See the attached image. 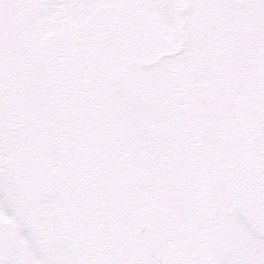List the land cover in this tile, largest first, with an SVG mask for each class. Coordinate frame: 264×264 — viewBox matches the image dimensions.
Here are the masks:
<instances>
[{"label": "flooded vegetation", "instance_id": "flooded-vegetation-1", "mask_svg": "<svg viewBox=\"0 0 264 264\" xmlns=\"http://www.w3.org/2000/svg\"><path fill=\"white\" fill-rule=\"evenodd\" d=\"M45 6H50L47 0ZM157 14V27L155 30V43L157 58L159 59V74L167 68L171 73L178 74V57L188 51L191 59L199 54L198 59L205 57L206 49L200 47V43L195 42L192 32L186 33L184 27L186 21L183 18L181 28L178 24H174L177 20L178 0H155ZM150 4V0H68L56 2L54 5L63 13L70 12L73 14L72 19L63 20L60 23L57 37L58 44L74 43L77 45L76 53L79 56L96 58L106 52L127 51L129 46L124 41H129L131 37V29L138 27L144 29L146 20L140 9ZM229 4L233 9L239 10L240 13L235 15L237 19L228 20L236 28L235 42L240 44L241 53L246 57V65L250 74V83L245 85L243 90L234 93L226 86L220 88H208L205 90V101L215 119L218 121V132L220 135L218 151L221 152V159L217 171L219 178L225 179L233 173L235 187L232 189L236 193L237 205L236 211L247 226L238 231L235 236L233 247L236 248L233 257L227 252L224 243L227 237L223 235L217 226L222 225L221 218L216 220L212 205L208 214L199 211L196 206L192 227L187 232V236L183 243H177V247L181 252V264H264V88H262L256 73V68L252 67L258 64L260 56L264 55V0H227L225 5ZM33 9V5L25 0H0V15L8 10L11 11L13 27L10 31L13 37V54L18 59L19 54L23 55L25 49L24 38L31 34V25L29 13ZM183 17V16H182ZM3 18V17H2ZM162 18L169 20L174 26L164 29ZM158 19L160 26L158 27ZM3 19H0V22ZM201 26V31L205 37L215 38L225 32L221 29L218 21L215 20L216 26ZM215 27V28H214ZM9 32L8 29L4 30ZM115 38L120 43L113 47H108L110 39ZM181 39V42L179 40ZM203 56V57H202ZM165 59V61H164ZM94 65V69H97ZM20 67L17 65L16 69ZM254 72V73H253ZM179 76V74H178ZM179 81V79H177ZM241 87V86H240ZM172 96V90L167 89V93L160 91V102L163 103L164 97ZM218 97V105L209 108V104L214 102L213 97ZM177 101L171 99L167 102L169 107H174ZM238 115L240 119L234 120ZM162 129V125H160ZM194 131V127L190 129ZM187 132L186 146L191 154L195 155V148L191 137L194 134ZM251 149L253 160L257 167L258 177L250 180L241 161V153L246 149ZM192 157V159H193ZM194 164V165H193ZM192 161L188 164L190 174L184 179L185 187L191 188L190 201L198 202L201 194H212L210 182L205 177L202 180L205 185L200 182L202 177L201 163L196 158V162ZM240 165V166H239ZM12 176L16 177L19 182L21 193L23 192V174L15 167ZM232 177V176H231ZM200 186V193L195 190V186ZM205 197H208L206 195ZM27 203L34 200L31 196H26ZM29 212H24L26 220L29 219ZM220 220V223H218ZM219 224V225H218ZM28 232H33L34 228H27ZM45 242V233L42 229H38ZM44 245V244H43ZM129 247V246H128ZM46 252L42 255L49 258L50 244H46ZM0 250L3 259L7 264H26L27 258L32 260L30 254L24 252V245L16 243V234L14 231H7L0 237ZM129 251V250H128ZM127 251V252H128ZM64 254L61 253L60 256ZM102 254L98 255V264H108L102 259ZM124 259L123 255H119L109 264H117ZM19 262V263H18ZM49 260L46 261V264ZM43 264H45L43 262ZM82 264H96V261L88 262L84 260Z\"/></svg>", "mask_w": 264, "mask_h": 264}, {"label": "rangeland", "instance_id": "rangeland-1", "mask_svg": "<svg viewBox=\"0 0 264 264\" xmlns=\"http://www.w3.org/2000/svg\"><path fill=\"white\" fill-rule=\"evenodd\" d=\"M153 12L150 13V15H152ZM35 16V22L37 23L36 26H40L41 29L43 30V34H46L47 28L49 27L50 21L49 18L47 19L44 16V13H40V12H35L34 13ZM152 35L150 36V38L147 41H141V44L143 43L142 46V51L139 52L137 51V53H132L135 55H132L130 60L132 61L133 59L140 62V63H144V64H149L150 62H153L155 60V55H154V46H153V38H151ZM211 61V60H210ZM219 62V61H218ZM214 61H212V66L214 67ZM212 66H210L209 68H211ZM48 72V71H45ZM50 73V72H49ZM62 73L61 75V70L58 73H55L56 75L53 76L52 74H46L45 76V82H44V95H45V105L42 107V110L45 111V113L53 118L54 120L58 118V116H61V108H60V103H59V98H58V93H59V87L61 85V81L66 78V82L62 81L66 84H70V86H66V90L68 91V95H72V99H74V94H75V81H76V76L74 74V72L72 73ZM138 74V75H135ZM210 73H212V68L210 70ZM139 74H141L140 77H135V76H139ZM132 77L134 78H141V82H144L143 79H145V81L148 83H151L149 81H151V78L154 75V69L153 68H147V69H143L142 71L139 70V72L136 71V69H133L131 71L130 74ZM103 81L105 82V80L103 79ZM204 79H200L195 81L193 84H201L204 83L203 82ZM60 82V84H58ZM115 97V98H114ZM112 98H110L109 100L111 101L110 105L115 106L118 105L123 99H125L122 96H114ZM114 98V99H113ZM67 107L66 109V114L69 115V111L72 110H80L79 107H74V103L72 105H69L68 100L66 103ZM2 113V115H1ZM3 120V111L2 108H0V135H1V121ZM56 120L53 121L52 119H50V121L48 123L45 124V129L48 132L51 133H58L59 132V128L56 126ZM103 129V128H101ZM8 136V135H7ZM11 137V136H10ZM5 143L0 145V165L3 167V165L6 162H10L12 159V146L10 143V138L9 137H5ZM69 186H71V184H68ZM6 188H7V192L10 194L12 191L11 188V184L7 183L6 184ZM69 189V188H68ZM147 189L146 187H144V190ZM143 190V191H144ZM155 191V188L152 187V192ZM142 195H146V201L145 202H141L139 201L137 198H131L129 200L128 203H118L116 202H112V203H107V204H103L101 206L100 209V217H96L95 218V223L98 225V229L99 231L96 232L95 234L97 235L98 233H102L103 231H105L106 233H108V236L110 235L109 233L117 230L119 231L120 229L125 228V217L128 213L135 211V210H140L144 207L150 206L153 203H157V197L153 194H148V193H144L142 192ZM139 196V197H140ZM225 199V196L223 194L218 195L217 197V202L222 201ZM58 202V201H57ZM137 203V204H136ZM60 203H56V204H50V206H55L58 207L60 206ZM44 206H48V204H40L38 205V208H43ZM139 206V207H138ZM67 210L72 209V204L68 203L66 204ZM73 211H75V208L73 209ZM17 212L20 214L19 209H17ZM97 214V212H96ZM95 214V215H96ZM112 215H114V217H117V219L115 220L114 217L112 218ZM50 217L54 218V220L57 222L58 220L61 221L62 227L65 228V236L64 234L61 232L59 233V235L61 236V238L66 241L67 244L72 243L70 237L67 234V229L68 228H72L71 226V222L70 220L75 219L74 217L70 216L67 212H65V216L63 212H60L59 214H55L54 212L50 213ZM21 220H15L12 221L13 224H15L16 226H18L19 228H22L23 226L20 223ZM53 222L54 224H56V222ZM57 225V224H56ZM58 226V225H57ZM95 227V226H94ZM96 228V227H95ZM64 236V237H63ZM98 236V235H97ZM108 236H103L106 237V239L108 238Z\"/></svg>", "mask_w": 264, "mask_h": 264}]
</instances>
